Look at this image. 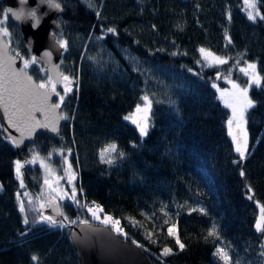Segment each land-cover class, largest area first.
<instances>
[{
  "label": "trees",
  "instance_id": "1",
  "mask_svg": "<svg viewBox=\"0 0 264 264\" xmlns=\"http://www.w3.org/2000/svg\"><path fill=\"white\" fill-rule=\"evenodd\" d=\"M249 2L253 20L245 0L58 1L53 35L66 43L60 72L73 81L59 111L68 119L56 135L38 133L17 151L0 131V264H78L68 229L90 222L81 191L119 221L120 236L138 245L151 264H226L217 248L227 264H264L255 228L257 208L264 206V140L257 143L264 137V0ZM0 22L13 54L29 60L1 5ZM200 49L226 62L207 63ZM248 63L256 64L260 87H249L238 71ZM28 74L47 83L36 63ZM221 79L248 88L254 102L247 112L250 155L239 163L233 162L239 155L227 132L228 111L213 89ZM145 95L151 111L141 137L124 117L144 105ZM105 147L111 164L101 162ZM30 155L56 174L63 164L76 174V201L60 205L62 227L32 207L19 210L13 162L23 163V188L36 197L40 169ZM173 226L176 235L170 236ZM165 247L168 255H162Z\"/></svg>",
  "mask_w": 264,
  "mask_h": 264
},
{
  "label": "snow or ice",
  "instance_id": "2",
  "mask_svg": "<svg viewBox=\"0 0 264 264\" xmlns=\"http://www.w3.org/2000/svg\"><path fill=\"white\" fill-rule=\"evenodd\" d=\"M40 3H48L50 6H54L59 8V4L52 5V0H40ZM249 0H245V4L248 5ZM8 10L5 12V19L7 18ZM15 15V13H13ZM257 15L259 13L257 12ZM264 18V17H261ZM249 20H253L254 17L251 13L248 16ZM41 21L40 16L37 18V22ZM108 32L115 33V29L109 28ZM0 35L4 37H8L9 33L6 28L3 27V22H0ZM103 37H100L102 39ZM31 43L32 41L29 40ZM231 42V41H229ZM59 47L61 49L66 48V43L62 39L57 40ZM203 53L205 50L200 49ZM43 55L45 57L51 56L48 51H44ZM211 55V53H209ZM17 59L23 60L22 67H17L15 61ZM220 63H225L226 61L216 58ZM31 63H38L35 57H32L31 61L28 59H24L19 52L13 54V50L8 46V44L0 43V106H3L5 112L9 118V124L12 127H15L17 130L31 133V131L35 128H51L52 131H57L58 129L52 124L49 119L50 114L55 109H60L61 104L65 101V97L68 93L72 91L73 81L70 79L69 75H64L62 77L64 94L61 95L57 90L56 81L53 79L51 74L47 75V83H34L31 75L28 74V69ZM245 75L249 76V87L252 83H255L257 87H260V77L256 74V64L248 63L246 68L240 69ZM249 72L252 75H249ZM230 82V81H229ZM231 83V82H230ZM232 88L236 89V92L232 93V99H225V93L221 92L220 99L224 101L226 107L231 109V118L228 119V135L232 139V144L234 145V151L239 155V161L234 160V163H239L247 158V155H250L249 152V133L247 130V112L248 109L254 107V102L248 96V88L240 89L239 86L235 83H232ZM213 88H216L219 92L220 89L216 84H213ZM78 90V88H77ZM55 94L59 97V103H50L52 95ZM141 99L144 101V108L138 104L136 108V112L139 113L143 111L145 115L143 116V120L145 123H138L137 120L133 117L132 122L137 125V128L140 131L141 137L147 134L148 128V113L151 111V102L147 95L142 96ZM38 114L43 117V119L38 118ZM60 120L68 119L67 116L62 113L59 115ZM124 119L128 120L130 117L125 116ZM233 124L235 127L239 129V135L233 133ZM264 140V137L258 136L257 143ZM112 151L116 150V145L112 144L109 146ZM109 147H105L100 152L101 162H107L109 164L112 163L111 160L105 161L104 154L109 150ZM37 157L33 156V159L30 161L31 163H36ZM65 163L68 164L67 158H65ZM41 168H45L48 176H54L53 170L48 167L43 160L40 161ZM22 164L17 161L15 162V169L17 173V177L21 178V187H23L21 170ZM71 165L69 164L68 168L65 169L66 174L68 175V183L72 185V193L69 199L76 201V188L73 185V181L76 179L75 172L70 171ZM240 175L243 177L245 172L241 170ZM59 177H56V182L59 183ZM44 183L46 185H50V181L46 178ZM52 191H57V189L52 188ZM251 192V188L248 189ZM57 195L61 196V199L64 197H68V193H59ZM249 199L252 197L249 196ZM259 206V205H258ZM88 212L92 215L94 219L99 220L98 211H102V209H93L89 207ZM20 211H24V206L21 204ZM44 220H50V217H44ZM112 218L110 216H105L103 220H100L101 223L107 224ZM75 221H73L74 223ZM25 224H28V220H24ZM55 221H51V226H55ZM81 223L86 224L87 221H81ZM113 224L116 231H119V221H113ZM63 225H61L62 227ZM256 230L258 232H264V206H260V217L256 220L255 224ZM168 233L170 236L176 235L175 226L168 228ZM209 236L215 235V228L208 233ZM176 243L180 246L181 249L184 248V244H182L179 238L176 239ZM264 247V245H262ZM170 249L165 247L163 249L162 255H168L170 253ZM216 253H219L221 258L226 261L228 257L225 252L221 248L216 249ZM35 259V257H33Z\"/></svg>",
  "mask_w": 264,
  "mask_h": 264
},
{
  "label": "water",
  "instance_id": "3",
  "mask_svg": "<svg viewBox=\"0 0 264 264\" xmlns=\"http://www.w3.org/2000/svg\"><path fill=\"white\" fill-rule=\"evenodd\" d=\"M59 0H52V5L59 4ZM252 1V0H249ZM3 7L4 15L8 7L15 9L17 0H0ZM28 7H37L38 15L41 23L36 30L31 27V22L20 24L7 13V18L17 27L18 35L22 44V50L31 59L35 57L38 64L46 75L51 74L56 81L57 88L62 82L60 72L59 58L62 49L59 47L53 32L58 31L56 22L61 9L50 6L48 3H37V0H28ZM31 40L32 43L29 41ZM0 43H5V39L0 35ZM44 51H48L51 56L45 57ZM17 67H22L23 60L15 61ZM34 83H36L33 80ZM56 95L53 94L50 103H55ZM60 111L55 109L49 119L52 124L59 130L62 120L59 119ZM39 119H43L38 114ZM57 131L51 128H35L29 132L23 133L9 124V118L3 106H0V131L2 136L7 139L13 146L15 151L21 149L24 144L33 140L38 133H46L56 135ZM46 217H50L51 221H55V225H64L65 221L59 211L58 203L55 200H49L44 211ZM68 240L73 251L76 254L78 264H151L138 245L134 242L122 238L112 231L109 227L87 222L86 224L78 222L71 224L68 229Z\"/></svg>",
  "mask_w": 264,
  "mask_h": 264
},
{
  "label": "rangeland",
  "instance_id": "4",
  "mask_svg": "<svg viewBox=\"0 0 264 264\" xmlns=\"http://www.w3.org/2000/svg\"><path fill=\"white\" fill-rule=\"evenodd\" d=\"M246 9L251 14H254V12H255L254 11L255 10V7H254V5L251 2H249L248 5H246ZM201 58L205 62H207V63L208 62L211 63V64L212 63H216V64L220 63L219 60L216 59V57H214L212 55H209L207 53H202L201 54ZM29 60H31V58ZM246 67H247V65H244L241 68H246ZM241 68H239L238 71L245 78V80L247 81V83H249V76L248 75H245V73L240 70ZM249 75H252V73L249 72ZM220 81L223 84L222 86H217L220 89V91L218 92L216 88H213V89H214V91L216 93V96H217L218 100L220 101V103L228 111V118H227V121H228V119H230L231 118V115H232L231 109L225 106L224 101L220 99V94H221V92H224L226 94L225 95V99H232V93L236 92V89H233L231 85H232V83H235V82L232 81L231 79H221ZM252 84H255V83H252ZM59 88L64 92L63 80H62L61 85H60ZM240 89H242V88H240ZM140 106L143 109L145 105H140ZM144 115H145V113L143 111L137 113L136 112V109H135L132 113H130L129 115H127L128 117H130V119H128L127 121L129 123H131L133 126H135V128L139 131V129L137 128V125L132 122V119L131 118L134 117L137 120L138 123L143 124V123H145V121L142 119ZM232 127H233V133L236 134V135H239V129H237L235 127V124H233ZM226 128H227V132H228V125H227V123H226ZM229 138H230L231 143H232V139H231L230 136H229ZM233 148H234V145H233ZM33 156H35V155H30L29 156V158H28L29 161H31L33 159ZM29 161L26 160L25 163L26 164H29ZM40 161H41L40 159H37L36 160V163H35L36 165H38V167L40 169V175H39L40 176V183H39L38 193H37V196L36 197H32L31 194L28 192V190H26L25 188L21 187L20 178L17 177V173H16V169H15V162H17V161L13 162V166H14V175H15V177H16L19 185H20L19 198H18V207H19V210H20L21 204H23V206H24V211H25V207H27V208L28 207H32V208H34V210H37L38 211V214H40L41 215V218L43 219L44 217H46L43 212L45 211L46 206H47V203L49 202V200H51V199L52 200H55L58 203L59 209H60V205L62 203L70 202L71 201V199H69V197L71 196V193H72V185H69V183H68V175L65 172V169L68 168V165L65 166V164H63L65 162L64 159H63V163H62L63 166L61 167L60 174H56L53 171L54 172V176H48L47 175L46 169L45 168H41ZM21 164H23V163H21ZM70 171H72V170L70 169ZM56 177H59L60 178L59 179V183L56 182ZM46 178L50 181V185H46L44 183V181H45ZM74 182H75V180L72 182L73 185H74ZM52 188L57 189V191H52ZM57 192H59L61 194L64 193V192H67L68 193V197H64L63 199H61V196L60 195H57ZM89 207H92L93 209H101V208L99 206H96V205L85 207V214L88 216V220L90 222H92L94 224H100V225L109 227L114 232H118V234L121 235L120 234V231H116L115 230V227L116 226H114V224H113V221H114L113 219H111L107 224L100 222V220H103V218L105 216H109V215L103 213L102 211H98V216H99L100 219L99 220L94 219L92 217V215L87 210ZM259 217H260V209L257 208V217H256V220ZM47 221H49V220H47ZM259 233L262 234V242H263V245H264V232H259Z\"/></svg>",
  "mask_w": 264,
  "mask_h": 264
},
{
  "label": "clouds",
  "instance_id": "5",
  "mask_svg": "<svg viewBox=\"0 0 264 264\" xmlns=\"http://www.w3.org/2000/svg\"><path fill=\"white\" fill-rule=\"evenodd\" d=\"M40 0H37L39 3ZM8 13L13 17V19L20 24H25L31 22V27L33 30H36L41 21L38 23L37 18L38 8L37 7H28V0H17V7L15 9L8 7ZM15 13V15H13Z\"/></svg>",
  "mask_w": 264,
  "mask_h": 264
},
{
  "label": "built area",
  "instance_id": "6",
  "mask_svg": "<svg viewBox=\"0 0 264 264\" xmlns=\"http://www.w3.org/2000/svg\"><path fill=\"white\" fill-rule=\"evenodd\" d=\"M80 196H81V198H82V201H81V203H82V205L83 206H88V205H90L91 204V202H87V201H85L84 199H83V192L81 191L80 192Z\"/></svg>",
  "mask_w": 264,
  "mask_h": 264
}]
</instances>
